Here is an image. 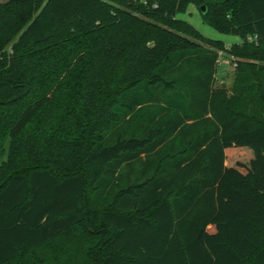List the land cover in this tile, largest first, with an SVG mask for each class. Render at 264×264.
<instances>
[{
	"label": "trees",
	"instance_id": "16d2710c",
	"mask_svg": "<svg viewBox=\"0 0 264 264\" xmlns=\"http://www.w3.org/2000/svg\"><path fill=\"white\" fill-rule=\"evenodd\" d=\"M0 264H264V0L1 3Z\"/></svg>",
	"mask_w": 264,
	"mask_h": 264
},
{
	"label": "rangeland",
	"instance_id": "374dc122",
	"mask_svg": "<svg viewBox=\"0 0 264 264\" xmlns=\"http://www.w3.org/2000/svg\"><path fill=\"white\" fill-rule=\"evenodd\" d=\"M9 0H0L1 3H5ZM187 8V10L184 13H179L177 15V18H182L184 20H187L190 23H193V25L201 31L205 36L212 38V39H220L225 42H234L238 41L241 38L237 35H230L221 33L220 31L216 30L214 27L210 26L208 23H206L203 19V15L201 12V9L198 5L191 3ZM196 42L199 44H202L204 46H210L206 42L196 39ZM233 43L226 44L228 47L231 46ZM220 56V62L217 66V74H216V85L218 88L226 87L231 88L234 84V80L236 77V60L233 56L229 55L228 53L223 52L222 50L219 51Z\"/></svg>",
	"mask_w": 264,
	"mask_h": 264
},
{
	"label": "water",
	"instance_id": "95a60500",
	"mask_svg": "<svg viewBox=\"0 0 264 264\" xmlns=\"http://www.w3.org/2000/svg\"><path fill=\"white\" fill-rule=\"evenodd\" d=\"M201 10H202L203 12H205V10H206V6H205V5H202V6H201Z\"/></svg>",
	"mask_w": 264,
	"mask_h": 264
},
{
	"label": "crops",
	"instance_id": "0c3cea01",
	"mask_svg": "<svg viewBox=\"0 0 264 264\" xmlns=\"http://www.w3.org/2000/svg\"><path fill=\"white\" fill-rule=\"evenodd\" d=\"M220 40V39H219ZM223 41V40H222ZM225 42V41H224ZM236 42H240V39L238 41H234V42H230V43H236ZM226 44H230L228 42H225Z\"/></svg>",
	"mask_w": 264,
	"mask_h": 264
},
{
	"label": "built area",
	"instance_id": "2783aa9c",
	"mask_svg": "<svg viewBox=\"0 0 264 264\" xmlns=\"http://www.w3.org/2000/svg\"><path fill=\"white\" fill-rule=\"evenodd\" d=\"M220 62V58H219V60H218V63Z\"/></svg>",
	"mask_w": 264,
	"mask_h": 264
}]
</instances>
